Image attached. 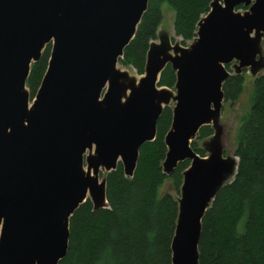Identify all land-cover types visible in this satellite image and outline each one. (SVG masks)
<instances>
[{"label": "water", "instance_id": "obj_1", "mask_svg": "<svg viewBox=\"0 0 264 264\" xmlns=\"http://www.w3.org/2000/svg\"><path fill=\"white\" fill-rule=\"evenodd\" d=\"M148 1L0 0V264H59L67 256L75 211L89 195L95 209L107 205L100 169L122 164L132 177L141 147L155 140L172 97L158 90L167 64L176 71L178 95L163 167L171 172L190 162L172 264H198L203 217L236 160L217 152L206 160L191 141L221 108L226 65L238 61L239 71L259 64L264 0H214L190 49L176 48L172 57L150 48L137 88L117 64ZM241 5L249 12L239 13ZM47 45L48 68L31 102L27 79Z\"/></svg>", "mask_w": 264, "mask_h": 264}, {"label": "trees", "instance_id": "obj_2", "mask_svg": "<svg viewBox=\"0 0 264 264\" xmlns=\"http://www.w3.org/2000/svg\"><path fill=\"white\" fill-rule=\"evenodd\" d=\"M213 1L149 0L119 62L139 75L145 74L151 42L164 20L163 8L174 12V32L186 44L197 37L198 24ZM242 9L247 8L241 5L237 11ZM51 50L47 45L41 58L31 65L26 83L31 97L40 88ZM176 82V71L167 64L158 87L173 89ZM244 86L243 74H230L222 87L224 102H237ZM172 121L173 110L166 106L155 140L140 149L132 177L126 176L122 164L107 173L108 207L95 209L88 199L75 211L69 222L68 253L59 264H172L179 199L165 187L171 183L180 196L184 173L190 166L184 161L171 172L164 170L168 153L165 140ZM213 133L206 125L198 135L209 138ZM236 142L235 170L217 191L202 220L198 264H264V74L254 82L250 109L241 118ZM191 147L203 156L194 143Z\"/></svg>", "mask_w": 264, "mask_h": 264}, {"label": "rangeland", "instance_id": "obj_3", "mask_svg": "<svg viewBox=\"0 0 264 264\" xmlns=\"http://www.w3.org/2000/svg\"><path fill=\"white\" fill-rule=\"evenodd\" d=\"M245 8L247 9L238 10V12L241 14H245L246 12H249V7H245ZM163 15H164V20L157 31V36L155 40L151 42V48L155 47L159 49H166L167 55L175 57L176 48L190 49V47L195 43L196 39H198V36L194 40L189 41L186 44H182V39L178 37L174 32V17H175L174 12L168 7H164ZM257 42H258V46H257L256 60L259 61L257 67L253 69L247 67L237 71L239 64L238 61L235 60L229 65H226V69L230 74L241 73L244 75L245 86L241 97L234 104L229 102L227 103L224 101L222 102L219 112L215 114L214 119L209 124L214 129V133L211 137L200 138L199 135H197L191 141V145L194 143L196 149L201 150L203 152L202 158L206 160L210 159V157L214 155L216 152L220 153L223 157L226 156L225 158L234 159V153L236 150V143H237L236 135L238 128L240 126L241 118L250 109V95L253 90L255 80L258 77H260L262 74H264V34L260 36ZM117 70L120 73L127 75V80L125 81V83H127L128 85L133 84L137 88L139 87L142 79H144V77L146 76V73L143 75H139L134 69L119 61L117 64ZM107 87L104 93H106ZM128 90H129V94H131V89L128 88ZM158 90L159 91L165 90L171 94L172 96L171 100L167 105L163 104V106L164 108L166 106H169L172 108V110H174V108L177 105V101L175 100V97H177L178 95L176 87H174L173 89L158 87ZM27 91L29 92L30 100L32 102L36 95L34 97H31L28 88ZM94 155H95L94 150L92 152H87L86 154L85 163H84V171L86 173H88L87 158ZM107 173L108 172L104 168L100 169L98 175L99 184L105 181ZM91 176L95 177L92 170H91ZM165 191L172 194L174 197L180 200L181 193L180 196H178L176 192L173 191L171 183H167L165 187ZM88 199L91 200L90 195ZM105 207L108 206L105 205Z\"/></svg>", "mask_w": 264, "mask_h": 264}, {"label": "bare ground", "instance_id": "obj_4", "mask_svg": "<svg viewBox=\"0 0 264 264\" xmlns=\"http://www.w3.org/2000/svg\"><path fill=\"white\" fill-rule=\"evenodd\" d=\"M121 83V82H120ZM126 85V84H125ZM129 98V90H127V93L125 92L123 95L122 103L126 102V100Z\"/></svg>", "mask_w": 264, "mask_h": 264}]
</instances>
